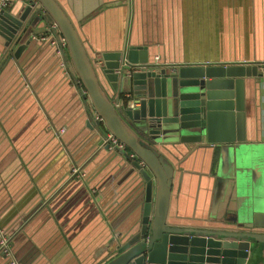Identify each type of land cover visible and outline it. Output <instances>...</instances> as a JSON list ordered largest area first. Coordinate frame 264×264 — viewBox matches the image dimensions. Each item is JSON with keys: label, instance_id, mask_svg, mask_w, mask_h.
<instances>
[{"label": "crops", "instance_id": "0c3cea01", "mask_svg": "<svg viewBox=\"0 0 264 264\" xmlns=\"http://www.w3.org/2000/svg\"><path fill=\"white\" fill-rule=\"evenodd\" d=\"M57 1L93 57L120 46L127 28L128 40L145 44L149 59L159 55L168 64L264 61V0ZM12 6L13 0L7 8ZM37 38L35 51H24L19 59L0 55V226L11 236L20 264H88L106 237L129 230V224L137 227L143 182L121 183V172L109 178L116 157L92 166L88 157L78 166L87 168L89 184H71L76 177L71 174L58 184L67 169L51 128L64 127L62 148L79 152L82 87L73 80L69 58L70 82L56 63L53 45L43 44L46 35ZM30 95L35 102L28 101ZM243 113L242 133L230 144L259 154L256 169L247 166L242 172L244 182L256 185L264 197V74L245 79ZM222 146L196 152L182 178L177 177L173 217L196 223L207 207L208 215L212 207L221 214L237 208V200L227 195L238 179L221 166ZM263 251L264 244L256 246L247 264H263ZM0 264H8L1 254Z\"/></svg>", "mask_w": 264, "mask_h": 264}, {"label": "water", "instance_id": "95a60500", "mask_svg": "<svg viewBox=\"0 0 264 264\" xmlns=\"http://www.w3.org/2000/svg\"><path fill=\"white\" fill-rule=\"evenodd\" d=\"M129 22L128 11L127 26ZM127 31L120 46L93 57L57 0H13L12 8L0 11L1 56L19 59L24 51L35 49L37 36L45 34L43 44L53 45L65 79H72L67 74L69 58L73 80L80 81L84 133L79 152L62 148L64 132L57 135L59 128H51L52 141L66 161L65 178L58 184L69 178L71 164L81 165L88 157L91 166L104 157H116L109 178L121 172V183L135 178L143 182L137 227L129 224V230L106 237L88 264H247L253 249L264 244V197L256 185L238 184L244 190L237 192L233 184L227 196L237 200V208L222 214L211 208L208 215L207 207L203 220L196 223L173 217L170 203L177 177L182 178L194 154L216 143H223L222 167L235 173L247 166L256 169L259 154L230 143L242 133L245 79L261 78L264 61L148 65L147 46L128 40ZM58 48L62 54L55 53ZM28 101L35 102L34 96ZM108 133L126 148L108 150ZM211 165L212 160L207 172ZM81 169V175L69 179L71 184L88 183V170ZM126 185L131 184L120 186ZM6 262L10 264V257Z\"/></svg>", "mask_w": 264, "mask_h": 264}, {"label": "built area", "instance_id": "2783aa9c", "mask_svg": "<svg viewBox=\"0 0 264 264\" xmlns=\"http://www.w3.org/2000/svg\"><path fill=\"white\" fill-rule=\"evenodd\" d=\"M11 3V0H0V11L3 9H6ZM55 43V41H53ZM65 41L62 38V45L64 46ZM58 54H62V50L60 48L56 51ZM166 63L164 60H161L159 55H154L149 61L148 65L152 64H164ZM61 65H65L63 62H61ZM139 66H134L135 69H138ZM64 131V127H60L56 134L59 135ZM108 144V148L112 150H119V149H125L126 145L123 141L119 140L117 137H115L113 134L108 133L106 139L104 140ZM70 174L72 176L78 177L80 174V167L72 164ZM0 254L6 255L10 257V264H20L13 256L12 250H11V236L3 230V228L0 226Z\"/></svg>", "mask_w": 264, "mask_h": 264}, {"label": "rangeland", "instance_id": "374dc122", "mask_svg": "<svg viewBox=\"0 0 264 264\" xmlns=\"http://www.w3.org/2000/svg\"><path fill=\"white\" fill-rule=\"evenodd\" d=\"M258 161H259V158H258ZM238 168H240V167H238ZM226 171H227V173H230V172H232L233 170L231 169V168H229L228 166H226L225 168H224ZM234 172V171H233ZM236 175H237V184H246L245 182H244V176H245V173L244 172H242L240 169H238L237 170V173H236ZM236 190H237V192L238 191H243L244 190V188H240L238 185H237V188H236ZM221 198H225L223 195H221ZM227 199V201L229 200L228 198H226ZM213 208L214 207H212V210H213ZM218 211V210H217ZM215 214V213H214Z\"/></svg>", "mask_w": 264, "mask_h": 264}]
</instances>
